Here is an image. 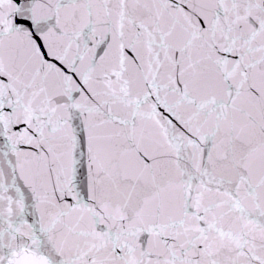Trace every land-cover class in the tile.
<instances>
[{
	"label": "snow or ice",
	"instance_id": "6c2138e0",
	"mask_svg": "<svg viewBox=\"0 0 264 264\" xmlns=\"http://www.w3.org/2000/svg\"><path fill=\"white\" fill-rule=\"evenodd\" d=\"M0 264H264V0H0Z\"/></svg>",
	"mask_w": 264,
	"mask_h": 264
}]
</instances>
